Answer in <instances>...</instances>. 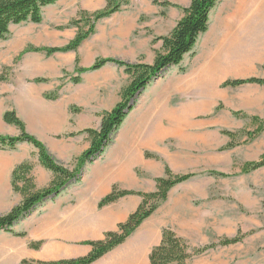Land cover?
Returning <instances> with one entry per match:
<instances>
[{"label": "rangeland", "instance_id": "rangeland-1", "mask_svg": "<svg viewBox=\"0 0 264 264\" xmlns=\"http://www.w3.org/2000/svg\"><path fill=\"white\" fill-rule=\"evenodd\" d=\"M172 1L132 0L130 5L128 0V5L122 7L121 12L109 21V25H103L102 47L98 46L95 41L96 36L87 40L84 44L85 48L81 49L79 55L75 54L72 59L74 67L77 55L81 59L80 66L85 65L95 56L97 59L113 58L131 65H152L157 54L164 52L163 42L156 41V39L170 35L178 24V21L167 13L170 7H178ZM66 2L60 0L55 5L46 7L41 24L29 23L14 26L11 28L8 39L0 40V60H2L0 77L3 76L5 81H8L16 74L22 63L29 64L37 57L46 58L45 54L34 53L21 56L28 47H53L55 44L62 45L69 39L64 36L59 42L41 41L38 37L41 32L48 30L69 34L77 33V29L70 28L69 25L79 17V13L76 16L67 15L63 11ZM191 3L185 8L180 7L182 15H184L183 9L189 8ZM114 19L117 21H112ZM122 21L129 22L130 25L124 27ZM209 32L210 30L198 39L192 52L185 56L181 65L166 71L160 79L155 80L141 94L136 110L134 109L125 119L115 134L113 144L106 149L102 156V168H105L104 164L113 159L119 165L122 164L121 171H124V164H132L127 182L116 184L120 189L132 190L149 189V187H143V182L146 180L153 181L156 186V179L163 177L166 167H169L175 174H198L190 181L172 190L173 194L188 195L193 198L192 203L195 208L193 219L201 227L197 236L190 237L192 242L187 240L191 248L207 246L212 242H218V239L222 237L232 238L240 230L244 234L253 233L249 234L242 243L229 247H218L194 258L191 264H264V168L249 174L242 172L246 163L257 161L264 154V132L255 140H248L247 132L255 131L258 125L253 123V115L246 112L242 105L232 106L246 94V90L242 86L236 87L238 89L231 93L229 91L234 89L233 87H223L231 79L221 83L218 89L226 93L224 101L221 100L220 95L217 97L214 90L210 88V79L213 75L218 74L217 60L222 58L227 61L246 57L261 58L264 57V50L260 49L254 55L249 54L248 51L253 52L255 49L251 47L246 49L240 45L238 40L242 33H235L233 38L235 42L233 41L231 45L216 47L211 41ZM111 33L114 34L113 37ZM73 39L74 37L71 40ZM208 45H211L212 48ZM210 48L216 50L212 68L214 74L212 75L211 71L208 74L209 68L204 66V59H207ZM20 56L21 58L16 62ZM55 60L61 61L58 58ZM66 60L65 58V63ZM71 65L72 62L69 60L66 67L71 68ZM120 69L123 75L122 85L125 88L131 80L125 73V68ZM74 74H77L75 70L74 72L64 70L58 82L64 84ZM180 83L182 92L175 91L171 97V105L168 104V100L164 98V91L172 86L175 89L179 88ZM178 104H180V108L186 106L183 111H175ZM194 105L203 106L205 109L185 114V111H190L189 106L193 107ZM73 108L80 110L74 112L71 108L70 111L73 115L83 114L80 108ZM167 114L176 118L185 115V124L182 128H174L172 126H175V122L171 119L166 120L162 122L160 132L168 136L162 142L156 139L152 140L149 136L156 127L155 122L159 118H166ZM236 114H240V116ZM242 114L246 117H241ZM147 115L148 119L150 115L152 117L147 122L149 130L141 132L142 134H139L140 131L137 130L138 132L134 135L135 132L130 131L131 125H134L138 118ZM71 122L73 123V121ZM89 126L88 129H100V127L96 128L94 123ZM75 129L74 134H80L87 130V128L79 127L78 124L75 125ZM128 131L129 136H127ZM225 131L238 133L234 139L233 147L229 149L226 147L232 141L223 133ZM59 140L67 142L69 139L63 136ZM68 142L74 148V158L71 157L66 165L70 170H74L77 160L86 151L84 149L89 140L86 134H80ZM137 143L141 146L139 154L136 151ZM146 154L156 158L147 159ZM139 155L141 158L137 159ZM98 160L96 161L98 162ZM59 163L63 165V163ZM84 172L86 174V169L82 173L81 180ZM209 172H217L225 174V176H210ZM79 183L83 184L84 181ZM44 188L45 186L39 187L40 190ZM154 191L156 188L151 192ZM208 234L210 235L209 242L203 239ZM134 243V240H130L129 245L127 243L125 248L130 247V253L137 257V264H150L151 250L145 248L144 252L137 253L143 243Z\"/></svg>", "mask_w": 264, "mask_h": 264}, {"label": "crops", "instance_id": "crops-1", "mask_svg": "<svg viewBox=\"0 0 264 264\" xmlns=\"http://www.w3.org/2000/svg\"><path fill=\"white\" fill-rule=\"evenodd\" d=\"M65 1L67 2L63 11L70 16L78 15L79 11L95 13L107 6V0ZM129 1L131 5L132 0ZM191 1L173 0L172 3L178 7H170L168 15L179 22L184 16L180 7H187ZM116 15L98 23L96 33L92 36H96L98 46L102 47L103 25L108 26L109 21ZM122 24L124 27L130 25L125 21H122ZM209 30L211 41L216 47L231 45L233 41L235 42L233 40L235 33H242L238 40L240 45L246 49L250 47L255 49L253 52L248 51L249 54L254 55L260 49L264 50V0H216V5L210 13ZM75 35L76 33L45 30L38 37L41 41L59 42L61 38L67 36L69 39L66 43L53 46L64 47ZM111 35L114 36L113 33ZM84 44L78 50V55L81 49L85 48ZM77 53H68L69 55L58 53L52 57L34 58L32 64L22 63L12 79L0 80V136H20V130L16 126L4 121L7 111H15L25 123L27 132L46 146L56 162L66 165L71 157L74 158V148L68 141L75 138L70 137L76 132L75 125L88 129L89 125L94 123L96 128H99L102 114L111 112L117 106L124 89L121 67L113 64L81 75L80 84L72 82V78H76L77 74L68 78L64 84H60L58 79L62 77L64 70L74 72L76 66L74 67L72 59ZM56 58L61 61L55 60ZM69 60L72 62L71 68L66 67ZM96 60L95 56L81 67L90 68ZM216 66L218 74L210 79V88L217 97L220 95L222 101L226 93L219 91L221 83L229 79H264V57H246L229 61L222 58L216 61ZM1 68L0 66V70ZM36 79H46L47 82L36 83L34 82ZM60 86L62 87L59 98L48 100L46 95L58 91ZM242 88L246 90V94L232 106L242 105L246 112L264 122V84H247ZM237 89H230L229 92L234 93ZM175 91L182 92L181 83L179 88L175 89L172 86L164 91V98L168 100V104ZM226 105L230 106L229 103ZM73 107L80 108L83 114L73 115L70 111ZM185 107L180 108L178 104L175 111L178 112ZM170 119L175 122V126H172L174 128H182L186 121L184 116L176 118L167 114L164 119H156L155 126H160L161 129L162 122ZM63 136L69 140L67 142L59 140ZM167 136L160 132L155 139L162 142ZM87 139L89 143L84 151L91 146L88 136ZM137 145L136 151L139 154L141 146L138 143ZM140 158L139 155L137 159ZM26 162H31L34 166L33 176L38 190L39 187H48L54 179L53 173L40 164L38 151L32 145L21 143L15 150L0 149V217L9 214L23 201V196L13 189L12 178L14 170ZM92 164L85 168L87 172L83 174L81 180L84 181L83 184L68 186L59 196L39 206L32 215L17 223L12 232L0 231V264H21L24 260L57 262L85 257L92 251V248L86 245L87 242L103 240L107 232L117 231L119 224L127 221L140 206L142 202L140 197L127 196L102 209H99V203L112 192L113 186L127 182L132 164H124L121 175V165L114 159L104 164L105 168H102V157ZM143 187L149 189L122 190L152 193L151 191L156 188L154 182L149 180L143 182ZM192 202L191 196L176 195L171 191L168 201L128 239L126 244L94 264H137V257L130 253V247L125 248L127 243L129 245L130 240H134V244L142 242L146 249L152 250L161 243L165 228H171L179 237L191 241L190 237L197 236L201 227L193 219L195 208ZM18 234L25 236L21 237ZM203 239L209 242L210 235ZM38 242L42 243L40 249L31 248L33 243Z\"/></svg>", "mask_w": 264, "mask_h": 264}, {"label": "trees", "instance_id": "trees-1", "mask_svg": "<svg viewBox=\"0 0 264 264\" xmlns=\"http://www.w3.org/2000/svg\"><path fill=\"white\" fill-rule=\"evenodd\" d=\"M60 0H0V40L6 41L11 33V28L23 24L39 25L43 21L44 9L55 5ZM128 5V0H107L104 10L95 13L85 11L79 12V17L73 20L69 27L77 29L76 36L64 47H28L21 56L28 53H44L47 57H52L58 53H77L82 45L96 33L97 24L104 19L121 12L123 6ZM216 5V0H192L189 8L183 9L184 16L178 22L175 29L166 37L156 39L163 42V53H158L152 65L134 64L116 60L113 58L97 59L90 68L80 66L81 59L77 55L75 59L76 78H72L74 84H80V76L92 71H98L108 64H113L125 68L126 74L130 77V84L125 87L121 94V101L111 111L102 115L100 129H87L80 134H86L91 141V146L77 160L74 170L58 163L49 153L46 146L35 136L29 134L25 123L18 117L15 111H7L4 121L9 125H14L20 130V136L9 137L0 136V149L15 150L18 144L28 143L37 151L42 167L53 173L54 179L51 184L44 189H37L33 176L34 166L31 162H26L18 166L13 173V189L16 193L23 196V201L6 216L0 217V231L12 232V228L20 221L26 219L34 211L47 201L59 196L68 186L79 183L81 176L88 164L102 157L108 147L113 144L115 134L118 132L128 115L136 108L141 94L162 75L173 67L181 65L185 56L192 52L198 39L208 32L210 13ZM62 30V28H61ZM21 56L16 60L19 61ZM264 68V66H263ZM1 81H5L3 76ZM36 83L47 82L46 79H36ZM247 84L263 85L264 79L250 78L227 81L223 87H240ZM58 91L47 94L48 100H57ZM72 111L79 112V109L72 108ZM240 116V114H236ZM241 117H246L242 114ZM252 121L258 125L253 132H247L248 140H255L264 132V122L259 118L253 117ZM231 139V143L226 148L233 147L234 139L238 133L223 132ZM80 134H72L76 137ZM147 159L156 158L146 154ZM264 168V154L253 162L246 163L242 172L252 173ZM198 174H175L169 167H166L163 177L156 179V191L152 193H142L120 189L117 185L113 186L112 192L104 197L99 203V209L118 202L127 196H138L142 202L138 209L132 213L126 222L119 224L117 231L107 232L101 241L87 242L86 245L92 251L85 257L62 260L57 262H41L24 260L21 264H94L116 248L124 245L136 231L151 218L169 198L170 192L177 186L186 183ZM210 176H225L217 172H209ZM251 233H238L232 237H222L218 242L199 248H191L188 242L179 237L171 228H165L162 232L161 243L152 248L149 254L150 264H191L194 258L200 257L205 253L215 250L218 247H229L242 243ZM18 236H25L18 234ZM41 242L33 243L31 248L40 249Z\"/></svg>", "mask_w": 264, "mask_h": 264}, {"label": "bare ground", "instance_id": "bare-ground-1", "mask_svg": "<svg viewBox=\"0 0 264 264\" xmlns=\"http://www.w3.org/2000/svg\"><path fill=\"white\" fill-rule=\"evenodd\" d=\"M208 46H211V45H208ZM211 48H212V46H211ZM211 48H210V51H209V53H208V56L206 55V56H207V59H204V60H205V61H204V66H205L206 68H209V71H208L209 73H208V72H207V73L210 74V73L212 72V73H211V75H212V74H214L213 71H212V70H213L212 68H213V63H214V62H213V61H214V56L216 55V50L211 49ZM207 49H208V47H207ZM234 49H235V48H234ZM217 50H218V49H217ZM231 51H232V50H231ZM236 52H239V51L236 50ZM226 53H227V52H226ZM234 53H235V52H234ZM230 55H231V54H230ZM235 55H236V53H235ZM238 55H239V54H238ZM206 56H205V57H206ZM231 56H232V55H231ZM232 57H233V56H232ZM235 57H236V56H235ZM237 58H238V56H237ZM206 68H205V69H206ZM203 69H204V68H203ZM210 71H211V72H210ZM214 72H215V71H214ZM217 72H218V71H217ZM207 73H206V74H207ZM204 74H205V73H204ZM206 74H205V75H206ZM213 76H214V75H213ZM209 77H210V76H209ZM207 84H208V83H207ZM210 98H211V97H210ZM202 104H203V103H202ZM207 104H209V103L207 102ZM195 105H196V104H195ZM195 105H194L193 107H190V106H189L190 109L187 107L190 111H185V114L190 113V112L195 113V111L197 112V111H201V110L205 109V107H203V106H202V107H198V106H195ZM198 105H199V104H198ZM159 108H160V107H159ZM159 108H158V109H159ZM158 109H157V110H158ZM193 110H194V111H193ZM182 111H183V110H182ZM182 111H181V112H182ZM181 112H180V113H181ZM183 114H184V113H183ZM163 115H164V114H163ZM179 115H181V114H179ZM188 115H189V114H188ZM161 116H162V115H161ZM164 116H165V115H164ZM176 116H177V115H176ZM184 116H185V115H184ZM190 116H191V115H190ZM147 117H148V115L145 116V117H142V118H141V117L138 118V119H137L138 121H136V122L134 123V125H131V127H130L131 130H130V129H129V130H130L131 132H135L134 135H136V133L138 132L137 130L140 131L139 134H142V133H144V131H147V129H148V127H149V125L147 124V122H149V121L151 120V118H152L151 115L149 116V119H148ZM148 130H149V129H148ZM160 130H161V129H160V126H158L157 129H156V127H155V129L153 130V133H150V136H149V137L152 138V140H154V139H155V136H156L157 134L160 133ZM150 131H152V130H150ZM141 132H142V133H141ZM130 135H132V134H130ZM127 136H129V131H128V133H127ZM127 138H128V137H127ZM146 138H147V137H146ZM147 140H148V139H147ZM149 140H150V139H149ZM149 140H148V141H149ZM152 140H151V141H152ZM151 141H150V142H151ZM145 142H146V141H145ZM152 142H153V141H152ZM144 144H145V143H144ZM121 165H122V164H121ZM122 169H123V168H122ZM122 169H121V170H122ZM122 173H123V171L120 172V175H121ZM144 251H145V247H144V245H141V246L139 247L137 253H141V252H144Z\"/></svg>", "mask_w": 264, "mask_h": 264}]
</instances>
